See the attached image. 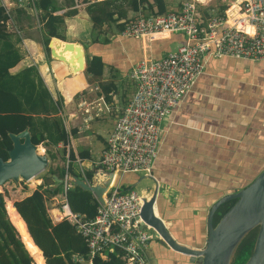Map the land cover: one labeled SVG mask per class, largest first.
<instances>
[{
    "label": "crops",
    "instance_id": "0c3cea01",
    "mask_svg": "<svg viewBox=\"0 0 264 264\" xmlns=\"http://www.w3.org/2000/svg\"><path fill=\"white\" fill-rule=\"evenodd\" d=\"M50 1L49 11L63 18V39L80 43L89 55H100L104 63L100 80L112 82L108 99L104 97L111 110L121 106L124 95H129L126 79L130 65L143 56L156 57L174 49L183 40L178 32L156 34L150 40L113 33L112 39L100 45L91 42V21L84 7L87 0ZM180 1L164 0L165 9L177 6ZM7 7L5 29L8 41L20 53L19 60L8 71L15 73L28 65L36 68L52 99L60 100L56 115L68 133L64 159L71 150L88 169L104 144L113 117L110 110L83 126L76 103L81 96L94 97L103 93L97 83H87L84 68L72 73L49 51L45 53L39 41L43 25V12L39 8L28 12L13 4ZM122 7H126L125 2ZM141 7L150 10L147 6ZM136 10L126 8L125 17L115 21L130 17ZM115 21L112 31L116 30ZM103 29L105 33L109 32L106 24ZM169 44H173V48ZM120 46L124 54L116 59L111 49ZM37 144L43 145L42 142ZM43 146L62 149L61 142ZM263 161L264 59L209 57L191 89L160 122L158 148L153 160V173L158 181L155 200L158 215L167 221L165 225L176 240L201 247L206 236L205 217L209 205L221 194L237 189L226 187L229 178L253 175ZM134 174H120L122 177L117 181L124 185L135 183L137 176ZM153 185L154 181L152 186L140 191L149 189L150 193ZM152 239L148 247L156 264H196L187 255Z\"/></svg>",
    "mask_w": 264,
    "mask_h": 264
},
{
    "label": "built area",
    "instance_id": "2783aa9c",
    "mask_svg": "<svg viewBox=\"0 0 264 264\" xmlns=\"http://www.w3.org/2000/svg\"><path fill=\"white\" fill-rule=\"evenodd\" d=\"M35 2L0 0V5L6 12L10 4L33 12L38 10ZM223 3L219 12L216 6ZM121 21L123 25L115 34L150 40L156 34L178 32L183 40L174 49L156 57L143 56L130 65L127 78L132 89L124 103L114 107L112 126L98 155L91 160L92 165L111 170L113 176L104 192V204L97 202L96 211L90 217L72 211L67 204L65 190L70 182L67 179L69 159L65 157L61 190L50 197L59 202L55 207L60 216L54 218L48 214L52 221L66 219L82 236L87 257L78 256L81 264H91V257L99 252L115 250L120 264H146L145 249L152 238H157L139 214L149 189L145 192L133 187L122 190L118 177L123 173H142L158 183L153 160L160 122L191 89L209 57L264 59V0H181L177 6L159 13L140 6ZM89 97L81 96L76 103L83 126L111 110L104 95ZM72 162L80 177L87 181L83 172L86 168L77 158ZM56 196H60L59 200Z\"/></svg>",
    "mask_w": 264,
    "mask_h": 264
},
{
    "label": "trees",
    "instance_id": "16d2710c",
    "mask_svg": "<svg viewBox=\"0 0 264 264\" xmlns=\"http://www.w3.org/2000/svg\"><path fill=\"white\" fill-rule=\"evenodd\" d=\"M125 2L126 7H122ZM36 6L43 13L41 20L40 43L45 53H48L47 42L52 36L63 38V18L52 14L50 0H36ZM147 6L154 13L165 10L164 0H87L85 10L91 21V42H108L110 35L120 30L123 21L116 22V18L125 17L126 8L136 10L139 6ZM224 5L216 6L221 12ZM7 12L0 5V156L7 157L6 150L11 146L7 132H17L27 127L33 143L42 142L56 144L61 142L62 151L67 142L68 133L63 128L61 119L56 115L60 107V100H53L36 68L28 65L18 72L10 73L8 68L15 64L20 53L8 41L5 29ZM125 19V18H124ZM115 21V31L106 32L103 25H110ZM103 61L99 54H91L85 59L84 73L87 83L93 81L100 87L104 97L108 99V92L112 82H101ZM47 151V148H45ZM69 163L67 170L80 176L72 165L73 152L68 150ZM264 166V161L257 173ZM58 176H62L63 167L50 169ZM84 175L89 178L91 170L84 169ZM253 175L229 178L226 187H241L247 184ZM34 179L32 182L36 181ZM38 184L31 192L13 201L5 199V209L0 198V264H81L76 258L87 257V246L82 236L66 219L52 221L44 204L46 195L58 191L59 186L50 187L45 183ZM130 185H121L125 190ZM65 197L72 211L82 213L85 217L92 216L96 211L97 201L91 191L76 185H70L65 190ZM234 201L230 198L221 202L213 212L214 224L220 215ZM8 215V216H7ZM256 227L249 229L238 242L231 264H242L252 246ZM117 251H102L91 257V264H120Z\"/></svg>",
    "mask_w": 264,
    "mask_h": 264
},
{
    "label": "water",
    "instance_id": "95a60500",
    "mask_svg": "<svg viewBox=\"0 0 264 264\" xmlns=\"http://www.w3.org/2000/svg\"><path fill=\"white\" fill-rule=\"evenodd\" d=\"M50 41L51 39L48 40L47 46L50 55L53 56ZM67 42V44H71V41ZM81 48L80 63L82 64L79 70L85 67V59L89 56L82 45ZM57 58L60 59V56ZM24 130L27 132V137L18 135ZM7 135L11 140V146L6 150L7 157L5 159L0 156V183L8 178H18L17 172H21L23 177H20L21 179H26L28 175H35L44 169L47 157L44 153L39 154L34 151V146L37 143L31 141L27 127L17 132L8 131ZM10 152L13 155L8 160ZM88 169L91 170V175L87 181L75 173H69L67 179L70 185L91 191L96 201L104 204V192L112 179L113 172L92 164ZM43 182L45 185L55 187L62 182V177L47 170L44 173ZM129 187H132L131 184ZM157 191L158 185L157 182H154L149 195L142 199L139 214L142 221L153 228L156 237L162 243L187 255L188 259L196 264H231L233 253L240 239L249 229L256 227L251 249L242 264H264V166L247 184L223 193L212 201L205 217L206 236L201 247L176 240L167 229L163 219L153 212ZM230 198H233L234 201L213 224L214 210L221 202ZM145 252L148 256L146 264H156L149 247L145 249Z\"/></svg>",
    "mask_w": 264,
    "mask_h": 264
},
{
    "label": "rangeland",
    "instance_id": "374dc122",
    "mask_svg": "<svg viewBox=\"0 0 264 264\" xmlns=\"http://www.w3.org/2000/svg\"><path fill=\"white\" fill-rule=\"evenodd\" d=\"M218 1H220V0H218ZM106 28H108V31L110 33L112 31V28H113L112 23H110V25L106 26ZM53 41H56L55 37L52 38V43H53ZM113 41L114 40H112V42ZM96 42H98V41H96ZM98 43L100 45L104 44V43H101V42H98ZM113 43H115V42H113ZM169 47L173 48V44H169ZM139 49H140V47H139ZM111 52L113 53V56H115L116 59H120V57H122L123 54H124V52L122 50V46L116 47V49L112 48ZM218 57L220 58V56H218ZM61 59L68 66H70V63L66 62L65 59H63V58H61ZM126 82H127V85H129L127 87V89H126V91H128V88H129V92H128V94H129L130 90L132 89V87L130 86V80L126 79ZM92 83H95V82L93 81ZM89 84H91V83H89ZM80 95H82V94L80 93L79 96ZM124 97L126 99L127 98V94L124 95ZM125 99H124V101H125ZM110 113H111V116L113 117L114 114L116 113V110H115L114 107L112 108ZM43 148H45V147L43 146ZM47 148H48L47 151L43 149V153L47 157V163H46V165H45L43 170H41L40 172H38L37 174L34 175L33 179L27 181V180L21 179V178H16V179L8 178V179L4 180L2 183H0V198L2 200V205L4 207L5 212H6L5 199H9V200L13 201L15 199H19V198L23 197V195L27 191H29V189L35 188L38 184H41L42 186H44L42 183H43V178H44L45 171L50 170V169H56V167H58V166H60V167L63 166V163H64L65 159H64V154H63V151L61 150V148H56L55 146L54 147L53 146H48ZM132 174H134V173H132ZM134 175L137 176L136 179H135L137 181L135 183H131V186L134 189H136L137 191H140V189H142V188H147L149 186H152L153 180L151 178H149L148 176H145L142 173H136ZM120 177H122V175L119 176V179H120ZM34 179H37V180L32 182V185H31L30 183ZM129 179H132V178L129 177ZM59 185H57V186H59ZM120 185H123V184L120 183ZM60 190H61V186H60V188L58 189L57 192L45 196L44 203H45V206L47 208H49L51 206H58L59 202H54V200H51L49 197H51L54 194L59 193ZM59 197L60 196H56L55 199L59 200ZM52 201L54 203H52ZM48 213H49V211H48ZM152 240L159 241V239L158 240L157 239H152ZM182 256L184 257V255H182ZM76 259L78 261H80V259L78 257Z\"/></svg>",
    "mask_w": 264,
    "mask_h": 264
},
{
    "label": "bare ground",
    "instance_id": "6f19581e",
    "mask_svg": "<svg viewBox=\"0 0 264 264\" xmlns=\"http://www.w3.org/2000/svg\"><path fill=\"white\" fill-rule=\"evenodd\" d=\"M163 34H166V33H163ZM54 37L56 38V41L53 43H52L53 37L50 38L51 39L50 45L53 48V54H54L52 57L54 59H58L57 57L60 56V59H58V60H60L65 65V67L67 69H69L72 73H78V71L81 67V64H82V63H80L81 52H82L81 45L76 41H71L70 42L71 44H67L68 40H65L63 38H59L56 36H54ZM61 58L65 59L66 62L70 63V66H68L64 61H62ZM18 135H24L25 137H27V132L24 130V131L20 132ZM43 149L44 148L40 144H36L34 146V151L36 153H39V154L43 153ZM12 155H13V153L10 152V157L8 160L11 159ZM16 176L18 178L22 177L21 172H17ZM33 177H34V175H28L25 180L29 181V180L33 179ZM48 211L50 212L51 215H53L54 218H57L60 216V212L57 209V207H55V206L49 207ZM153 212L158 215L155 205H153ZM164 223L167 225V221H164Z\"/></svg>",
    "mask_w": 264,
    "mask_h": 264
}]
</instances>
